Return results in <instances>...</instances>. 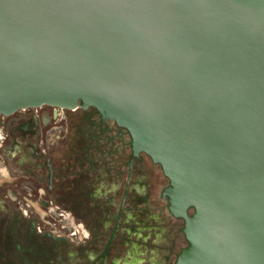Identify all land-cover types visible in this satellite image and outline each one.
Instances as JSON below:
<instances>
[{
  "label": "water",
  "instance_id": "water-1",
  "mask_svg": "<svg viewBox=\"0 0 264 264\" xmlns=\"http://www.w3.org/2000/svg\"><path fill=\"white\" fill-rule=\"evenodd\" d=\"M43 104L160 166L175 264H264V0H0V114Z\"/></svg>",
  "mask_w": 264,
  "mask_h": 264
},
{
  "label": "flooded vegetation",
  "instance_id": "flooded-vegetation-1",
  "mask_svg": "<svg viewBox=\"0 0 264 264\" xmlns=\"http://www.w3.org/2000/svg\"><path fill=\"white\" fill-rule=\"evenodd\" d=\"M167 184L93 107L0 114V264H175Z\"/></svg>",
  "mask_w": 264,
  "mask_h": 264
}]
</instances>
